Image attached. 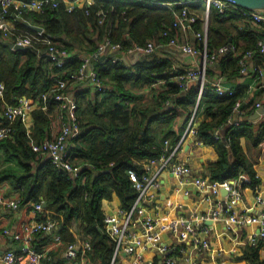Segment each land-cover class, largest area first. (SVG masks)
Masks as SVG:
<instances>
[{
	"label": "trees",
	"instance_id": "obj_1",
	"mask_svg": "<svg viewBox=\"0 0 264 264\" xmlns=\"http://www.w3.org/2000/svg\"><path fill=\"white\" fill-rule=\"evenodd\" d=\"M156 1L94 0L89 7L86 5L72 11L61 2L56 8L25 11L23 16L26 22L44 26L56 41L68 48L89 52L107 37L121 42L123 48L152 39L164 43L166 38L161 33L171 26L174 13L184 3L199 15L206 8V0ZM229 3L223 12L215 6L209 7L207 53L228 42L236 49L223 53L216 60L219 72L230 68L238 70L237 51L254 48L261 34L253 27L235 24L236 20L243 18L242 10L246 8ZM101 8L108 9L102 22L98 15ZM16 24L32 30L24 22ZM190 29L194 34L200 31L201 20L198 19ZM2 39L0 29V82L6 85L4 98L0 96V108L4 101L14 103L19 95L37 96L53 84L55 75H69L65 68L57 67L35 47L13 49ZM195 39L197 42L193 45L201 48L202 39L196 36ZM240 39L243 41L241 45L238 44ZM114 57V54H108L104 60L95 62L102 79L111 84L107 93L102 96L88 87H82L76 93L82 121L80 132L73 137L72 157L92 164L83 168L81 177L69 178L49 159H39L31 147V138L19 122L15 124L13 137L0 141L2 154L15 162V165L0 168V184L7 181L11 190L18 192L23 204L44 198L45 211L39 212L37 218L44 219L49 212L57 218L55 232L62 238L58 248L62 251L71 240H75L72 227L78 222L84 238H90L92 243L88 254L100 258L103 264H111L115 241L103 228L102 200L116 192L124 207L133 204L137 190L131 186L129 169L142 172L143 165L139 160L157 156L163 148V139L168 138L173 145L180 138L196 101L202 117L196 125V136L212 145L218 155L215 161L208 163V175L212 179L229 178L243 170L251 178L250 185L255 187L260 178L254 168L252 151L264 141V121L257 124L245 119L224 125L242 92L234 88L233 94L218 95L214 91L209 79L215 72L214 62L206 63V83L198 98L199 85L193 81L188 88L181 89L177 80L170 78L171 64L155 52L130 57L129 65ZM78 66V59H71L67 69L74 71ZM184 70L179 69L174 75ZM156 81L160 83L157 85ZM183 111L186 113L183 122L174 125ZM51 115L40 108L34 111L32 135L36 141L47 136ZM5 123L0 117V125ZM222 126L225 141L213 137L214 129ZM22 218L26 221L33 219L32 206H26ZM258 248L246 244L234 257L247 259L249 264H264Z\"/></svg>",
	"mask_w": 264,
	"mask_h": 264
},
{
	"label": "built area",
	"instance_id": "obj_2",
	"mask_svg": "<svg viewBox=\"0 0 264 264\" xmlns=\"http://www.w3.org/2000/svg\"><path fill=\"white\" fill-rule=\"evenodd\" d=\"M152 1L157 2L156 0ZM61 2L64 3L67 10L72 11L86 5L89 7L93 0H0V29L3 32V39L11 40L18 45L35 47L53 61L57 67L65 68L66 74L69 73L68 76L55 75L53 84L37 96L23 94L19 95L14 103L4 101L0 108V117L7 123L0 125V141L7 137H13L16 131L15 124L19 122L31 138V147L37 153L38 158L49 159L59 171L65 172L72 179L81 177L83 168L92 165L88 161H77L72 157L73 137L80 132L82 121L76 91L82 87H88L99 93H107L110 90L111 84L105 82L98 69L95 68V62L101 61L103 54H106V57L108 54L112 56L114 54L116 60L118 58L123 59L120 56L122 53L123 56L127 57V60L124 61L129 65L130 57L133 55L138 54L140 56L154 52L165 43L177 45L183 52L200 56L199 62L194 67L186 68L176 75L178 86L181 89L188 88L190 81L201 78L199 98L204 85L206 63L216 61L229 50L236 51L231 42L219 46L211 53H207L206 50L209 7L210 5L215 6L220 12H223L231 4L225 0H206V8L201 15L184 3L180 10L174 13L171 26L162 31V37L166 38L164 43L158 39H152L146 43L135 42L127 48H123L121 42H114L107 37L100 41L93 50L77 52L65 46L61 41H56L55 37L48 33L44 26L40 29L31 28L32 30L17 26V22L26 23L27 20L23 16L25 11L56 8ZM86 12H89L88 8H86ZM107 14L108 9L101 8L98 11L100 22L105 19ZM242 17L244 24H253L262 30L254 48H247L236 53L238 71L245 73L256 53L264 56V9H244L242 10ZM198 19L201 20V30L196 31L194 36L202 39V47L187 42L181 43L178 38V31L191 28ZM244 24L239 25L243 26ZM71 59H78L79 61V66L77 69H73L74 71L67 69V64ZM255 71L257 88L264 91V70L260 65H255ZM213 87L218 95L234 93V88L224 86L219 78L213 81ZM5 89V83L0 82V96L2 98L5 96ZM197 103L198 101L193 106L185 129L174 147L169 149L168 140H164L161 152L157 156L144 160L142 172L135 168L129 169L128 175L131 186L137 190L133 204L130 207L122 205L114 210L112 207L109 211L103 210V228L115 241L111 264L118 260L120 254L134 255V259L128 264H148L142 260L143 251L148 245L154 246L155 251L163 256V264H178L175 250L179 247L172 242L162 241L161 234L163 232L172 234L174 238L184 243L181 249L189 245L198 252H211V256H213L215 250H222L221 247L215 246L210 238V236L213 238L216 230L213 222H222L227 229H232V225L237 228L253 225L245 244L259 247V255L264 258V187L259 186L260 181L255 187H252L250 176L243 170L235 176L224 179H212L209 175L201 174L192 177L191 183L198 190L201 199L209 202L215 201L214 207L208 212L189 217L182 215L168 217L167 210H164L165 215L158 214V211L163 209L157 198L162 183L160 174L163 171H168L178 178V181H183V178L191 172V168L186 162L175 160L176 151L187 140L196 146L205 144L202 139L196 136ZM51 104L54 106H50ZM255 106H260V102H255ZM38 108L51 112L52 115L47 136L36 141L32 134L35 121L34 111ZM239 110L240 102L236 101L226 122L238 123L239 121L233 119ZM220 134L221 127H216L213 131V137L221 138L222 135ZM261 144L264 146V141H261ZM257 176L259 177L258 174ZM245 187H250L253 190V203L244 204L236 210L235 206L242 203ZM150 188L157 190V193H149ZM147 199L153 200L152 206L156 209L155 213L146 209L144 203ZM27 205L32 206L33 219L22 222L21 228L12 234L13 238L18 240L19 247L8 248L4 251L0 257L3 264H46L47 251L36 246V238L41 233L53 232L58 225L57 218L53 217L50 212L44 219L37 218L39 212L45 211L46 205L43 197L40 200L23 204L19 194L7 195L0 188V209L2 207L19 209L21 206ZM167 205L171 206V202H168ZM257 207H259V211L258 214H255ZM77 224L79 223H74L73 232L79 235L84 234V231L80 230ZM9 231L10 229H5L6 233ZM218 235H220L219 232ZM78 237L83 249L88 250L92 247L90 238ZM55 239L62 242L60 235H56ZM77 248L76 242H69L65 255L68 257L76 256L78 254ZM47 249H52V246Z\"/></svg>",
	"mask_w": 264,
	"mask_h": 264
},
{
	"label": "crops",
	"instance_id": "obj_3",
	"mask_svg": "<svg viewBox=\"0 0 264 264\" xmlns=\"http://www.w3.org/2000/svg\"><path fill=\"white\" fill-rule=\"evenodd\" d=\"M243 21L244 20L242 18H239L238 20H236L235 24L242 25L244 24ZM243 26L253 27L262 32L260 28H257L253 24H244ZM194 35L195 34L190 28H187L185 31H178V38L181 43L187 42L190 44H194L195 42H197ZM242 42L243 41L240 39L238 44L241 45ZM154 52L155 55L160 58L166 59L171 64L172 69L170 72V78L173 80L176 79V76L174 75L176 71L178 72L179 69L181 70L189 67H194L200 59V56L198 55H191L189 53L183 52L177 45L167 43L163 44ZM131 57L136 56L133 55ZM212 64L215 72L214 74L209 76L210 82L211 80L213 82L215 79L219 78L221 79L224 86H230L242 92V96L238 100L241 104L240 110L239 113L234 115L233 120L241 122L245 119H248V121L257 122V124L261 121H264V113H261L255 118L252 117L253 112L258 107L255 106V102L259 101L260 106L264 105V91L257 88L255 71V65H260L264 70V56L259 54L255 55L245 73H241L237 69L232 68L223 72H219L218 62L216 63V61H214V63ZM193 81H190L189 85ZM159 83L160 81H156L155 84L158 85ZM185 115L186 113L184 111L181 112L175 119L174 125H180L183 122ZM201 118L202 117L200 115V112H198L197 124ZM230 124L232 123L229 121L224 125ZM223 126L221 127L220 135H222L221 138L225 140ZM164 140H168L169 149L174 147V144L177 142L176 141L173 145H171L169 139L165 138L163 139V146ZM257 148H260V152L257 156H253L255 160L254 168L260 178L259 186L264 187V146L260 143ZM253 152L254 150L252 151V155ZM174 156L175 160H181L189 164L191 172L189 173V175L183 178V181H178V178H176L172 173L168 171H163L160 174L162 183L161 188L158 190L157 198L161 203L163 209L159 210L158 214L165 215L164 210H167L169 213L168 217L180 215L189 217L208 212L209 209H212L214 207L215 201L209 202L207 200H202L198 190L191 183V179L195 175H208V163L211 161H215L218 157L214 147L206 143L196 146L191 144L190 140H187L182 144L180 149L176 151ZM139 161L143 163L144 159ZM11 164L15 165V162L11 158L7 159L0 151V168L9 166ZM0 188L7 195L18 194V192H16L15 190H11L12 188L7 181L2 182L0 184ZM148 192L156 194L157 190H155L154 188H150ZM243 193L244 197L242 203H239L238 206H235L236 210L241 208L244 204L248 205L253 203V190L250 187H245ZM168 202H171V206L167 205ZM152 203V199H147L144 204L146 205V209L155 213L156 209L152 206ZM119 206H122V201L120 199V196L116 192H113L110 198H104L102 200L101 207L104 211H109L110 207H112V209L114 210ZM25 209L26 206H21L19 209L8 207H2L0 209V257L6 249L19 247L18 240L14 239L12 234L18 231L21 228L22 222L25 221L22 218ZM258 211L259 207L256 208L255 214H258ZM213 223L216 228L214 232L215 237L213 236L212 238L210 236V238L215 246L222 248V250L220 251L215 250V254L213 256H211V252H198L189 245H186L185 248L181 249V247L184 246V243L178 241L172 234H169L168 232H163L161 234V240L170 243L172 242L177 245V247H179V249L175 250V255L178 257V264H249V261L247 259H235L234 256L240 254L242 246L246 245L245 242L248 241L247 235L251 233V227L253 225H246L245 228H237L235 225H232V229H227L224 227L225 225L222 222ZM77 225L79 226V224ZM7 228L10 229L8 233L5 232V229ZM72 231H74V229ZM218 232L220 233V235H218ZM73 233L75 235V240H71V242H76L78 247V254L73 257H68L65 255L67 246L64 247L63 251L62 249H58L62 242H58L55 239V230L53 232L41 233L40 235H38V237L36 238V246L39 249L41 248L47 251L46 264L47 262L56 264H103L100 258L96 259L93 255L90 256V254H88L87 251L90 249L85 250L82 248L78 236H82L83 238L85 234L79 235L78 233ZM50 246H52V249L48 250L47 248ZM153 247L154 246L151 245H148V247H146V249L143 251L142 260L148 262V264H163V256L160 253L156 252ZM132 259H134L133 254H130L129 256L120 254L118 256L117 262L118 264H128ZM0 264H3L1 258Z\"/></svg>",
	"mask_w": 264,
	"mask_h": 264
},
{
	"label": "water",
	"instance_id": "obj_4",
	"mask_svg": "<svg viewBox=\"0 0 264 264\" xmlns=\"http://www.w3.org/2000/svg\"><path fill=\"white\" fill-rule=\"evenodd\" d=\"M165 1H175V0H165ZM225 1L235 3V4H237L243 8H246V9H264V0H225ZM26 23L32 29H40L42 27V26H39L36 24H31L29 22H26ZM2 42L4 44L8 45L10 48L18 49V50H22V49L30 47V46L18 45L16 43L12 42L11 40L2 39ZM120 56L123 58V60H127V57L123 56L122 53H120ZM137 56H138V54L136 55V57ZM105 57H106V54H103L101 56V59L104 60ZM195 82L200 86L202 83V80H201V78H198ZM203 83H205V81H203ZM261 113H264V105L258 106L256 108V110L253 112L252 117L255 118L256 116L260 115ZM222 192H225V191L222 190ZM45 205H46V203H45Z\"/></svg>",
	"mask_w": 264,
	"mask_h": 264
},
{
	"label": "rangeland",
	"instance_id": "obj_5",
	"mask_svg": "<svg viewBox=\"0 0 264 264\" xmlns=\"http://www.w3.org/2000/svg\"><path fill=\"white\" fill-rule=\"evenodd\" d=\"M158 49V48H157ZM156 49V50H157ZM155 50V51H156ZM105 93H101V95L103 96ZM160 137H161V134H160ZM254 149V148H253ZM259 152H260V148L258 149V148H255L254 149V152H253V156L255 157V156H257L258 154H259Z\"/></svg>",
	"mask_w": 264,
	"mask_h": 264
}]
</instances>
